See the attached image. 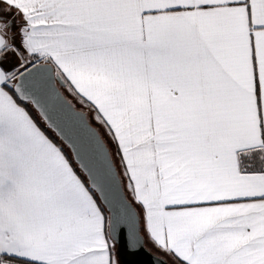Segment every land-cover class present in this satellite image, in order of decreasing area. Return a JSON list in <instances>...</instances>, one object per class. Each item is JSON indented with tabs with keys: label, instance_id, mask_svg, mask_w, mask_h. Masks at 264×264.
<instances>
[{
	"label": "snow or ice",
	"instance_id": "obj_1",
	"mask_svg": "<svg viewBox=\"0 0 264 264\" xmlns=\"http://www.w3.org/2000/svg\"><path fill=\"white\" fill-rule=\"evenodd\" d=\"M0 264H264V0H0Z\"/></svg>",
	"mask_w": 264,
	"mask_h": 264
}]
</instances>
